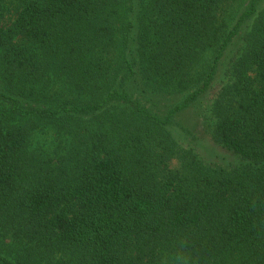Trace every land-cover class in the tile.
<instances>
[{
    "label": "trees",
    "instance_id": "16d2710c",
    "mask_svg": "<svg viewBox=\"0 0 264 264\" xmlns=\"http://www.w3.org/2000/svg\"><path fill=\"white\" fill-rule=\"evenodd\" d=\"M17 1L0 264H264V0ZM207 99L222 159L176 121Z\"/></svg>",
    "mask_w": 264,
    "mask_h": 264
},
{
    "label": "rangeland",
    "instance_id": "374dc122",
    "mask_svg": "<svg viewBox=\"0 0 264 264\" xmlns=\"http://www.w3.org/2000/svg\"><path fill=\"white\" fill-rule=\"evenodd\" d=\"M1 5L3 7V12L0 14V26H8L15 19V12L19 4L17 0H3ZM210 53L211 52H207L202 56V60L198 62V68L202 66L205 60L209 59ZM169 99L171 101V98ZM207 106L208 99L202 102L198 114L193 110H188L178 116L176 121L189 131V134H184V138H187L188 143L193 146L195 145L199 153H202L206 158L218 156L222 159L225 154L212 143L209 135L206 133V127L209 123L199 116L200 111L202 112L205 110ZM54 139L55 137L52 136L51 133L45 132L43 134H37L35 141L45 149H52Z\"/></svg>",
    "mask_w": 264,
    "mask_h": 264
}]
</instances>
